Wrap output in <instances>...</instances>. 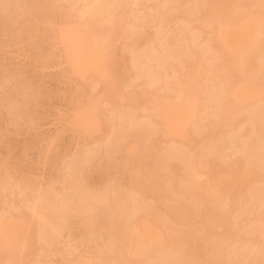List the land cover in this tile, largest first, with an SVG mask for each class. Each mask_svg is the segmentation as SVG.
Returning a JSON list of instances; mask_svg holds the SVG:
<instances>
[{
    "label": "rangeland",
    "instance_id": "obj_1",
    "mask_svg": "<svg viewBox=\"0 0 264 264\" xmlns=\"http://www.w3.org/2000/svg\"><path fill=\"white\" fill-rule=\"evenodd\" d=\"M34 1L0 0L14 18L8 29L30 22L42 33L40 45L24 33L13 42L0 26V264H264V176L255 178L263 165L250 167L247 183L211 178L202 164L211 141L224 163L253 167L247 152L264 154V94H234L240 83L264 85V26L243 53L218 43L220 29L255 5ZM177 103L193 113L168 133L158 116Z\"/></svg>",
    "mask_w": 264,
    "mask_h": 264
},
{
    "label": "bare ground",
    "instance_id": "obj_2",
    "mask_svg": "<svg viewBox=\"0 0 264 264\" xmlns=\"http://www.w3.org/2000/svg\"><path fill=\"white\" fill-rule=\"evenodd\" d=\"M25 1V0H24ZM222 1H224V0H222ZM230 1V0H229ZM233 2H231V3H234L233 5H235V6H240V5H238L239 3H242V5L244 6V9H245V4H247L248 2H249V5L251 4V6H254L255 5V7L254 8H256L257 10L255 11V12H253L254 11V9L252 10V11H250V13H248L247 11H244L245 13H243L242 11L241 12H238L237 13V15L236 16H234V17H232L229 21V23H228V25L226 26L225 25V27H226V29H223L224 31L223 32H221L222 30L220 29V32L219 33H222V34H219V36H220V38H221V40H220V42H218V40H217V42L219 43V45H220V47L222 46V45H225V47H227L228 46V48H229V46L230 47H232V48H234V46L237 48L236 50L238 51V52H240V50H241V52L243 53V52H245V51H248L249 49H253L254 47H255V45H254V39H253V37H254V35H256L257 33H254V31H255V29H257L256 27H258V25L255 27V25L257 24V22L258 21H261L262 23H261V25L262 26H264V22L262 21V19L260 20V16L262 15L261 14V12H259V10L260 9H262L263 7H264V3H263V0H232ZM248 1V2H247ZM35 2V1H34ZM37 2V3H36ZM36 5H38V0H36ZM41 2H43V1H41ZM227 1L225 0V3H226ZM244 2H246V3H244ZM40 3V2H39ZM237 3V4H236ZM23 4V3H22ZM41 5H43L42 3H40V8L42 7ZM248 5V6H249ZM247 6V5H246ZM250 6V7H251ZM9 7H10V5H9ZM44 7V6H43ZM35 8V7H34ZM39 8V7H38ZM38 8H37V6H36V11L38 10ZM6 9V8H5ZM32 9V8H31ZM30 9V10H31ZM9 10V12H10V9H8ZM40 10V9H39ZM6 11V10H5ZM19 11H21V10H19ZM27 11V10H26ZM32 11V10H31ZM40 11H42V10H40ZM249 11V10H248ZM1 12V11H0ZM13 12H14V10H13ZM13 12H11V13H13ZM23 12V11H22ZM33 12V11H32ZM31 12V13H32ZM247 12V13H246ZM2 13H4V10H3V12ZM5 13H8V12H5ZM5 13L4 14H1L0 13V26H3V27H5V28H7V29H5V28H3L4 30H5V32L6 33H8V32H10L11 31V27H13L12 25H9V24H11V22H13L12 21V19H14V18H12V19H10V17H5L4 15H5ZM29 13V12H28ZM40 13V12H39ZM10 14V13H9ZM9 14H6V15H9ZM20 14L21 15H25V14H22L21 12H20ZM34 15H35V13H33ZM38 14V13H37ZM9 16H11V14L9 15ZM15 16H16V14H15ZM20 16V15H19ZM30 16V15H29ZM28 16V17H29ZM31 16H32V14H31ZM18 17V16H17ZM263 17V16H262ZM261 17V18H262ZM25 18V19H24ZM24 18H22L21 20L23 21V22H25L26 21V23H22V24H24V25H27V22L28 21H30V20H27L28 18H26V15H25V17ZM264 18V17H263ZM8 19H10L11 20V22L8 20ZM24 19V20H23ZM30 19V18H29ZM32 19V18H31ZM264 20V19H263ZM21 21V22H22ZM32 21V20H31ZM10 22V23H9ZM14 23V22H13ZM29 24V27L27 28V27H23L22 29H20V30H16L17 32H18V34H17V32H15V29L16 28H14V29H12V30H14V31H11V34L12 33H14V34H12V35H10L9 33H8V36L6 37V39H7V41L9 40V41H11V39H12V37H14V39H12V41L14 42V41H17L18 39L17 38H19V37H22V34L24 33V34H26L25 35V39H26V36L28 37V39L31 37L32 38V40L35 42L33 45H35L36 44V42L37 43H39V42H41V41H39L40 39H42V37L40 38V39H38V36H40L38 33H36L35 35L33 34V33H35V31L36 32H39V30L41 31V29L39 28V30L37 31V30H35V28H33V29H31L32 27H30V22H28ZM85 23V22H84ZM86 23H87V21H86ZM260 23V22H259ZM258 23V24H259ZM89 24V23H88ZM20 25V24H19ZM19 25H18V27L17 28H19ZM27 25V26H28ZM32 25V24H31ZM10 27L9 29H8V27ZM23 26V25H22ZM85 26V25H84ZM88 26V25H87ZM14 27H16V26H14ZM20 27H21V25H20ZM33 27H35V26H33ZM25 28V29H24ZM83 28V27H82ZM89 28V27H88ZM223 28H224V26H223ZM263 28V27H262ZM262 28H259V29H262ZM1 29V28H0ZM37 29H38V27H37ZM84 29V28H83ZM85 29H86V26H85ZM85 29H84V31H85ZM259 29L257 30V32L259 31ZM9 30V31H8ZM25 30V31H24ZM29 30H31V31H29ZM35 30V31H34ZM43 30V29H42ZM262 30H264V29H262ZM19 31H20V33H19ZM22 31H24V32H22ZM86 31H88V30H86ZM85 31V32H86ZM90 31V30H89ZM0 32H2V29H1V31ZM4 32V31H3ZM28 32H29V35H28ZM84 32V33H85ZM5 33V34H6ZM22 33V34H21ZM32 35H31V34ZM89 33V32H88ZM87 32L85 33V37H87L86 39L87 40H90L89 39V34H88ZM264 33V32H263ZM3 34V33H2ZM4 34V35H5ZM21 34V35H20ZM10 35V36H9ZM216 35V34H215ZM19 36V37H18ZM30 36V37H29ZM35 36V39L37 40V41H35L34 40V38L33 37ZM80 36V35H79ZM78 36V37H79ZM82 36V35H81ZM257 36V35H256ZM0 37H1V35H0ZM3 38H4V36H2ZM8 37H10V38H8ZM3 38H1V40H3ZM31 38H30V41H31ZM217 38H219L218 36L216 37V39ZM5 39V40H6ZM17 39V40H16ZM78 39V38H77ZM76 39V40H77ZM0 40V41H1ZM4 40V41H5ZM28 41V40H27ZM29 41V42H30ZM39 41V42H38ZM257 42V41H256ZM3 43H5V42H3ZM28 43V42H27ZM33 43V42H32ZM32 43H29L30 44V46H32V48L34 47L33 45H31ZM79 43V42H78ZM92 43H95V42H93L92 41ZM29 44H28V46H29ZM81 44V43H80ZM222 44V45H221ZM39 45H40V43H39ZM83 45V44H82ZM88 45V44H87ZM86 44H85V46H87ZM90 45H91V43H90ZM93 46L95 45V44H92ZM218 44H216V46H217ZM80 46V45H79ZM84 46V45H83ZM38 46H36L35 47V49H33V50H36V48H37ZM219 47V48H220ZM89 48H90V46H89ZM89 48H86L87 50L89 49ZM173 48H175V49H173ZM172 48V51L173 52H176L175 50H177L176 49V47H173ZM232 48H229V49H232ZM171 49V48H170ZM166 50V49H165ZM169 49H167V51H168ZM233 51H235L234 49H232ZM37 51V50H36ZM170 51L171 50H169V52H166V54L164 53V51H163V53L165 54V55H168L169 53H170ZM236 51V52H237ZM100 53V52H99ZM172 54H174V53H172ZM97 55V54H96ZM95 55V56H96ZM98 57V56H97ZM257 60V59H256ZM84 61V60H83ZM86 63V62H85ZM260 63V62H259ZM258 63V64H259ZM81 66V65H80ZM84 66V65H83ZM82 67V66H81ZM20 71V70H19ZM23 72V71H22ZM18 74V72H15V74ZM16 74V75H17ZM21 74V73H20ZM19 75V74H18ZM23 75V74H22ZM20 76V75H19ZM18 77V76H17ZM183 85V84H182ZM247 85H249V84H247ZM245 86L243 83L241 84H238L237 85V87H236V89L234 90V94H235V96L237 97V98H241V99H243V100H252V99H254V98H258V97H260L262 94H264V89H263V87H264V85L261 87L260 86V88H258V89H256V88H254V90L252 89V86H251V88L250 87H248V86ZM171 87V86H170ZM183 91V90H182ZM185 91V90H184ZM38 92V91H37ZM39 93V92H38ZM38 93H36V95L38 94ZM184 93V92H183ZM233 93V92H232ZM39 95L40 94H38L37 96L39 97ZM34 98H35V96H34ZM34 100V99H33ZM33 100H31V98H30V103L33 101ZM257 101V100H256ZM35 102V101H34ZM29 103V104H30ZM32 104V103H31ZM174 104H176V103H174ZM169 106H167L166 105V107H165V109L163 110L162 108H163V106H162V115L160 116L159 114H161V113H159L157 116L161 119V123L162 122H164V124H162L163 125V127H164V129H166V130H168V133H174V134H176V133H179L180 131H181V129H183L182 128V126H184V121H186L188 118H189V116L190 115H192V113L190 114V112L192 111V109H191V111L189 110L190 109V107L189 106H187L188 108L186 109V106L185 105H182V107L181 108H179L178 107V103H177V106H171L170 104H168ZM179 105H180V103H179ZM185 106V107H184ZM183 108V109H182ZM188 111H189V114H188ZM256 111H257V109H256ZM261 110H259V112H260ZM254 113V115H255V117H257L258 115H256V113H255V111H253ZM185 114H188V117L187 118H185ZM252 114V113H251ZM258 114H260V113H258ZM251 117V116H250ZM78 118V117H77ZM253 118V117H252ZM260 118V117H259ZM255 119V118H254ZM257 119H258V117H257ZM77 120V119H76ZM76 120H73L74 121V123H75V121ZM78 120H79V118H78ZM251 120V119H250ZM86 121V120H85ZM90 121V120H89ZM251 121H253V120H251ZM256 121V120H255ZM259 121V119L257 120V122ZM80 122V123H79ZM77 121V123H79V124H77L76 123V126L78 127L79 125H80V127H85L84 125H81L82 123V121L80 120V121ZM73 123V122H72ZM90 123V122H89ZM256 123V122H255ZM88 123H85V125H87ZM165 125V126H164ZM254 125H256V124H254ZM253 125V126H254ZM213 126V127H212ZM166 127V128H165ZM215 126L214 125H211V128H214ZM251 127V126H250ZM250 130L252 129V128H249ZM165 130V131H166ZM213 130H215V131H213ZM212 131H213V134H211V133H209L210 135H212V136H215V135H217L218 133H219V130L217 131L216 130V127L213 129ZM250 130H248L249 132H250ZM216 132V133H215ZM218 132V133H217ZM182 134H180V135H183L184 133L183 132H181ZM251 133V132H250ZM208 136V135H207ZM207 136H205V138H207ZM209 137V136H208ZM216 137V136H215ZM204 138V139H205ZM207 140H209V139H206L205 141H206V143H207ZM212 139L210 138V140L208 141L209 143H210V141H211ZM214 142V141H213ZM212 141H211V145H210V147L208 146V148H209V151H208V149H205V148H207V146L206 147H203L205 150H207V152H209L208 154L209 155H212V153H213V155L212 156H214V154H215V150H217L218 149V147H215V148H213L214 147V145L216 146V144H217V142L214 144ZM212 143H213V145H212ZM208 144V143H207ZM206 144V145H207ZM220 144V143H219ZM202 146H204V145H202ZM219 146V145H218ZM220 148V147H219ZM254 149H256V148H254ZM264 149V148H263ZM249 150V149H248ZM258 150V149H257ZM173 151V150H172ZM201 151H203V150H201ZM252 151V150H251ZM262 151V150H261ZM260 151V152H261ZM171 153V149L168 151L167 150V153ZM200 152V151H199ZM211 152V153H210ZM217 152V151H216ZM220 152V151H219ZM258 152V151H257ZM260 152H258L257 153V155L258 154H260ZM250 153H252V154H250ZM250 153H248L247 152V154H248V158H251L252 160H253V158L252 157H257L256 159H255V157H254V162L251 160V161H249V162H251V164L250 165H252L253 164V167L252 166H246V165H243V164H240V165H236V164H238L239 162H236V163H234V162H229V163H227V160L226 159H224V161H226L225 163L224 162H222L221 160H220V158L222 159V157H220L219 156V154L218 155H215L214 157V159L212 158V159H209V158H211L212 156H209L208 155V159H206L207 161H205L204 163H202V164H204V166H205V164H206V167H208V169H207V171L209 170V172L211 173V175H210V173L208 174L211 178L212 177H214L215 175H218V178H220V179H222V177H228V176H231V177H236V174H237V176H240L239 174H241L242 176V179H244V180H246L245 182H247V183H249V180H250V177H252V175H254V173H251V172H253L252 170H251V168H254L255 166L256 167H258L259 169L261 168L262 169V167L261 166H257L256 164H258V165H263V167H264V154L263 155H260L259 157L258 156H256V155H254V154H256V152H250ZM261 153H263V152H261ZM199 155H200V153H198ZM205 154L207 155V153H206V151H205ZM217 154V153H216ZM171 155V154H170ZM198 155V156H199ZM251 157H250V156ZM204 156V155H203ZM203 156H202V158H203ZM216 156H218V158H216ZM225 157H226V155H224ZM201 157H200V160L202 159ZM204 158H207L206 156H204ZM228 158V157H227ZM216 159V160H215ZM2 160V159H1ZM198 160V159H197ZM205 160V159H204ZM204 160H202V161H204ZM221 162H220V161ZM223 160V159H222ZM255 160L258 162H255ZM217 161V162H216ZM218 161L220 162V163H218ZM2 161H0V164L2 165L3 163H1ZM198 162V161H197ZM217 163V164H216ZM227 163V164H226ZM231 163H233V164H235V165H231ZM255 163V164H254ZM192 164H193V162H192ZM248 164V163H247ZM201 165V164H200ZM243 165V166H242ZM242 166V167H241ZM245 166V168H243ZM1 167V166H0ZM246 167H249V169L247 170V168ZM251 167V168H250ZM258 168H256L257 170H258ZM260 169V170H261ZM251 172H250V171ZM258 172V171H257ZM261 172H262V170H261ZM258 173L261 177H257V173H255V178H258L259 179V181H262L263 182V180H261V179H263V176H264V171L262 172V173ZM193 173V172H192ZM222 174V175H221ZM257 174V175H256ZM262 174V175H261ZM192 176V174H191V170H190V174H189V176ZM220 175V176H219ZM233 175H235V176H233ZM248 176H250V177H248ZM217 177V176H216ZM216 177L215 178H213V179H216ZM247 177H248V180H247ZM241 179V178H240ZM244 180H241L243 183H245L244 182ZM252 182V181H251ZM231 183H233V181L231 182ZM264 183V182H263ZM262 183V184H263ZM234 185H235V182L233 183ZM232 185V184H231ZM243 185V184H242ZM242 185H240L238 188H236V189H232V191L233 192H235V190L237 191H239L240 190V187H241V191L243 190V191H245L246 190V188H244ZM264 185V184H263ZM232 187H234V186H232ZM242 187H243V189H242ZM250 190V189H249ZM231 191V192H232ZM210 193H211V195L212 194H214V191H209ZM209 193V194H210ZM215 195V194H214ZM181 210H179L176 214H178L179 212H180ZM174 212H176L175 211V209L173 210V214H175ZM180 213H182V211L180 212ZM206 214V213H205ZM219 214H220V212H219ZM222 212H221V214L220 215H217L216 214V217H214V220H215V218H216V221H217V218H220V220L218 219V223H219V221H220V223L219 224H221V222H223L222 221V219L224 218V216L225 215H223L222 216ZM210 214L208 213V215H207V217L209 216ZM211 218H212V215L210 216ZM226 217V216H225ZM205 219V218H204ZM210 219V218H209ZM226 219V218H225ZM208 220V219H207ZM226 221V220H225ZM148 222V221H147ZM147 222H142V224H141V227H140V229H142V232L144 233V234H146V236H148L149 238H153L156 234H157V232L156 233H154L152 230H151V228H150V225L147 223ZM214 222V221H213ZM213 222H212V224H213ZM14 224H15V222H14ZM209 224V223H208ZM11 225H12V223H11ZM18 225V224H17ZM216 225V224H215ZM9 226H10V224H9ZM107 226H110V225H107ZM206 226V227H205ZM112 227V226H111ZM110 227V228H111ZM204 227H205V229L207 228V230H204V232H207V231H209L210 229V227H211V225L210 226H208L206 223L204 224ZM209 227V228H208ZM16 232H15V234H14V232H13V234L14 235H16L17 236V232H18V230H17V226L15 227V229H14ZM111 230V229H110ZM112 230H114V229H112ZM211 231V230H210ZM142 232H140V233H142ZM208 233V232H207ZM211 233V232H210ZM205 234V233H204ZM209 234V233H208ZM207 234V235H208ZM206 234H205V237L207 236ZM13 236V235H12ZM16 236H13L12 238H16ZM140 236H143V234H141ZM212 236V235H211ZM9 237V236H8ZM209 236H207L206 238H208ZM221 237V236H220ZM219 237V238H220ZM142 239V238H141ZM7 241H9L10 242V239L8 240V239H6ZM17 240V239H16ZM205 240V239H204ZM204 240H202V241H204ZM207 240V239H206ZM214 240H215V238H214ZM213 240V241H214ZM218 240V239H217ZM7 241H5V243H7ZM209 241V240H208ZM1 242V241H0ZM8 242V243H9ZM12 242H14L15 243V240H12ZM206 243H207V241H205ZM7 243V245H9ZM4 244V243H3ZM6 245V246H7ZM14 245V244H13ZM12 245V246H13ZM205 245H207V244H205L204 243V245L203 246H205ZM170 248V247H169ZM178 248V247H177ZM182 249V248H181ZM170 250H173L172 249V247L168 250L169 252H170ZM176 249H174V253H176L177 251H179L178 249H177V251H175ZM181 251V250H180ZM171 253H172V251H171ZM179 253V252H178ZM262 253H263V255H264V251H262ZM167 254H168V252H167ZM170 255V254H169ZM168 255V256H169ZM175 255V254H174ZM174 255L172 256V257H174ZM176 255H177V253H176ZM179 255H180V253H179ZM186 255V254H185ZM217 255H219V257H218V259H220L221 260V256H220V254H217ZM103 256V255H102ZM181 256V255H180ZM261 253H260V256H257V257H260L261 258ZM182 257V256H181ZM181 257H179V258H181ZM186 257V256H185ZM178 258V259H179ZM264 258V257H263ZM169 259H170V257H169ZM174 259H176V257L174 258ZM186 260L188 259V258H185ZM182 259H179L178 260V262H179V264H181L182 263V261H181ZM171 261V260H170ZM176 261V260H175ZM180 261H181V263H180ZM191 261V260H190ZM177 262V261H176ZM178 262H177V264H178ZM189 262V261H188ZM187 262V263H188ZM218 262H220V261H218ZM215 263L217 264V261H216V259H215ZM223 263V262H222ZM221 262L220 263H218V264H222ZM168 264H171V263H168ZM173 264H175V263H173Z\"/></svg>",
    "mask_w": 264,
    "mask_h": 264
}]
</instances>
